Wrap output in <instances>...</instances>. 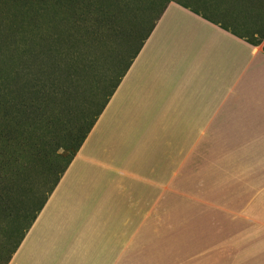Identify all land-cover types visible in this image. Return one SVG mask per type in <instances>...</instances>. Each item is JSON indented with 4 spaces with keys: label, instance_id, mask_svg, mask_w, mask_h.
Listing matches in <instances>:
<instances>
[{
    "label": "crops",
    "instance_id": "crops-1",
    "mask_svg": "<svg viewBox=\"0 0 264 264\" xmlns=\"http://www.w3.org/2000/svg\"><path fill=\"white\" fill-rule=\"evenodd\" d=\"M185 6L168 4L9 264H226L251 245L264 45Z\"/></svg>",
    "mask_w": 264,
    "mask_h": 264
},
{
    "label": "rangeland",
    "instance_id": "rangeland-1",
    "mask_svg": "<svg viewBox=\"0 0 264 264\" xmlns=\"http://www.w3.org/2000/svg\"><path fill=\"white\" fill-rule=\"evenodd\" d=\"M172 1L264 45V0H0V16L9 19L0 31V194L6 199L0 209V264L15 241L14 226L27 224L35 194L45 195L53 180L56 187L89 135L88 129L83 135V120L130 69ZM176 9L169 20L181 13ZM177 25L171 28L178 37L191 34L188 25ZM203 37L208 35L198 44ZM54 83L58 98L44 108L35 92ZM31 100L36 103L26 110ZM22 104L23 110L14 106ZM246 235L251 245L238 243L242 250L226 264H264V224Z\"/></svg>",
    "mask_w": 264,
    "mask_h": 264
},
{
    "label": "trees",
    "instance_id": "trees-1",
    "mask_svg": "<svg viewBox=\"0 0 264 264\" xmlns=\"http://www.w3.org/2000/svg\"><path fill=\"white\" fill-rule=\"evenodd\" d=\"M128 8L126 9V10H129V6H127ZM164 9H165V5H164V7H163ZM162 8V9H163ZM161 9V10H162ZM126 12V11H125ZM162 12H163V10H162ZM8 18H5V17H2V16H0V31L2 30V29H4L5 28V24L8 22ZM153 24H154V20L152 21V25L150 24V28L148 29V30H151L152 29V27L154 28V26H153ZM134 57V56H133ZM8 66V65H7ZM131 66V65H130ZM6 68L7 67H4L3 69H2V71H1V73H2V76L4 77L5 76V70H6ZM8 68H9V66H8ZM127 71V69L126 70H124L123 71V73L120 75V80H121V77H123L125 74H124V72H126ZM5 78V77H4ZM120 82H119V80L117 81V82H115L113 85H112V87H111V89L107 92V94H106V99L110 96V95H112V94H114V92H115V89L117 88V86H118V84H119ZM58 87L55 85V83L50 87L49 86V89H39V90H37L35 93L37 94V96H38V98H37V100H36V102L38 103V104H42L41 106L42 107H44V108H46V107H48V106H50L51 104H52V102L54 101V100H56L57 98H58ZM106 99L105 100H103V102H101V103H99V105L96 107V110H95V112L94 113H91V115H89L88 114V116L83 120V123H84V126L85 127H83V130H84V133H83V135H85L86 133H87V130L86 129H88V132H90L91 130H92V128H93V126L95 125V120L94 119H96V117L99 115V114H102V110H104V108L106 107V104H107V101H106ZM32 102H29L27 105H25L24 106V108L27 110L29 107H33L34 105H35V101L34 100H31ZM0 102H3L1 99H0ZM7 107H10V106H12V104H11V102L8 100V102H7V105H6ZM15 107H17V108H20V109H22L23 110V104L20 106V105H14ZM37 106V105H36ZM39 106V105H38ZM43 112H45V110L43 111ZM97 121V120H96ZM83 137V136H82ZM80 138H81V136H79V140H80ZM82 139V138H81ZM86 139V138H85ZM52 167V166H51ZM53 168V167H52ZM58 172L59 171H56L55 173H56V175L58 174ZM15 177V176H14ZM1 182V181H0ZM59 182V181H58ZM58 182H57V184H58ZM1 184L2 183H0V188H1ZM56 184V185H57ZM48 185H49V190H46V192H48V191H53L54 190V188H55V181L53 180V182H48ZM10 186H12V185H10ZM9 186V187H10ZM9 187H7V190H10L9 189ZM13 188V187H12ZM46 192H45V195H46ZM51 193V192H50ZM1 194H2V191H1ZM0 194V209L2 208H6V202H5V196H2ZM44 195V193H41L40 191L38 192V193H36L35 194V196L37 197L36 198V201H35V207H33V208H31V211H30V218H29V220H27L26 222H27V224L25 223H22L21 225H18V226H14L15 228H17V231H16V233H15V236H14V238H15V241H14V243L12 244V246H11V248L8 250V252H7V257L4 259V261L2 262V264H5L4 262L5 261H7V260H9L10 259V257L12 256V254H14L15 253V251L19 248V246H20V244H21V242L23 241V239H24V237L26 236V232H27V230L29 229V227L32 225V223H33V221L37 218V215H38V212L39 211H41V209L44 207V205H45V203H46V201H47V197ZM5 205V206H4ZM21 212H22V210H20V211H18L17 212V216L18 217H20V215H21ZM6 216H7V218H6ZM12 216V213L11 214H8V215H5V217L4 218H6L7 220H9L10 219V217ZM0 221H3L2 220V218H0Z\"/></svg>",
    "mask_w": 264,
    "mask_h": 264
}]
</instances>
